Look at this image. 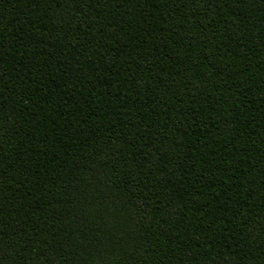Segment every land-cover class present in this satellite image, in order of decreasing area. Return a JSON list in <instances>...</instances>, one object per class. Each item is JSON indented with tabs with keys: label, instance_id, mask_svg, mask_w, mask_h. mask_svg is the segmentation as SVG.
I'll use <instances>...</instances> for the list:
<instances>
[{
	"label": "trees",
	"instance_id": "1",
	"mask_svg": "<svg viewBox=\"0 0 264 264\" xmlns=\"http://www.w3.org/2000/svg\"><path fill=\"white\" fill-rule=\"evenodd\" d=\"M0 264H264V0H0Z\"/></svg>",
	"mask_w": 264,
	"mask_h": 264
}]
</instances>
